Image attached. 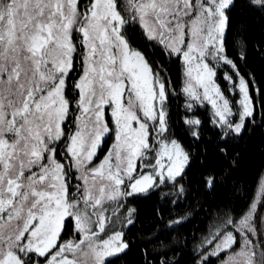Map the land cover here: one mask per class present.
Segmentation results:
<instances>
[{
	"label": "snow or ice",
	"instance_id": "6c2138e0",
	"mask_svg": "<svg viewBox=\"0 0 264 264\" xmlns=\"http://www.w3.org/2000/svg\"><path fill=\"white\" fill-rule=\"evenodd\" d=\"M237 2L0 0V264H115L133 247V201L187 200L180 97L186 133L203 140L206 110L228 158V142L264 118V89L227 52ZM239 3L264 21V0ZM217 211L182 237L189 217L162 205L140 264H264V182Z\"/></svg>",
	"mask_w": 264,
	"mask_h": 264
},
{
	"label": "trees",
	"instance_id": "16d2710c",
	"mask_svg": "<svg viewBox=\"0 0 264 264\" xmlns=\"http://www.w3.org/2000/svg\"><path fill=\"white\" fill-rule=\"evenodd\" d=\"M243 38H246V60H239V53L244 47ZM133 39L137 40V37L134 36ZM226 46L228 55L237 61L240 72L254 77L256 86L264 89V21L255 13L243 9L239 0L231 12ZM224 71L231 72V69L223 68L221 76ZM177 74L176 66H173V77ZM219 82L222 88H226L227 82ZM183 99L180 97L172 104L171 119L176 135L185 145L190 146L193 153L194 162L188 169L186 181L191 185L190 195L176 207L168 205L167 201H161L158 194L133 201L137 209V223L129 233L133 247L126 256L116 260L115 264H140V250L147 237L164 228L161 223H156L155 228L148 227L156 219L157 209L162 205L165 218L181 214L189 217L180 230V236H199L210 223L208 217L215 219L219 215L217 209L226 204L229 198L235 199L237 190L242 189L249 198L257 192V184L264 170V118L257 116L256 123L249 124L240 138L228 142V158L225 159L217 150L218 137L216 130L208 123L206 110L198 109L199 115L204 119L203 140L195 141L186 133ZM210 173H215L217 182L214 187L207 189L201 177ZM184 258L190 261L191 256L186 253Z\"/></svg>",
	"mask_w": 264,
	"mask_h": 264
},
{
	"label": "rangeland",
	"instance_id": "374dc122",
	"mask_svg": "<svg viewBox=\"0 0 264 264\" xmlns=\"http://www.w3.org/2000/svg\"><path fill=\"white\" fill-rule=\"evenodd\" d=\"M207 106H209V109H210V105H207ZM261 182H264V170H263V172H262V175H261V177H260V179H259V182H258V185L261 183ZM259 187V186H258Z\"/></svg>",
	"mask_w": 264,
	"mask_h": 264
},
{
	"label": "flooded vegetation",
	"instance_id": "af4514ba",
	"mask_svg": "<svg viewBox=\"0 0 264 264\" xmlns=\"http://www.w3.org/2000/svg\"><path fill=\"white\" fill-rule=\"evenodd\" d=\"M258 186H259V185L257 184V190H258ZM255 193H256V192H255ZM255 193H254V194H255Z\"/></svg>",
	"mask_w": 264,
	"mask_h": 264
}]
</instances>
